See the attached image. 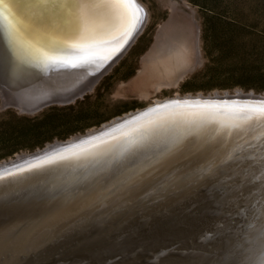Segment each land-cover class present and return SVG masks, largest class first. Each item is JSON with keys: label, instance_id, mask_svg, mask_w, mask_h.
Here are the masks:
<instances>
[{"label": "water", "instance_id": "water-1", "mask_svg": "<svg viewBox=\"0 0 264 264\" xmlns=\"http://www.w3.org/2000/svg\"><path fill=\"white\" fill-rule=\"evenodd\" d=\"M39 2L0 3V62L15 71L0 73V94L3 105L25 112L81 95L121 55L140 27L136 20L129 29L106 9L95 8L92 29L99 41L91 48L97 54L93 61L70 67L62 60L45 63L30 55L18 59L4 7L17 5L9 19L27 44L35 42L34 28L25 25L38 21L40 9L33 6ZM134 6L136 12L142 11L136 0ZM54 34L64 39L73 35ZM61 51L72 50L64 46ZM73 73L82 75L73 77L63 94L39 90L38 95H29L34 100L29 105L13 101L26 102V97H18L19 90L39 81L54 90L55 80ZM263 103L264 95L252 92L163 100L85 134L0 162V264H261L264 117L234 119L232 114ZM200 113H211L212 118ZM148 121H156L153 131L158 136L167 135L165 144L151 146L152 153L142 156L135 167L129 165L131 171L99 170L94 182L67 184L72 175L88 176L93 165L105 168L115 156L98 157L94 164L91 158L109 149L103 147L107 142ZM17 193L30 197L32 204L16 202Z\"/></svg>", "mask_w": 264, "mask_h": 264}, {"label": "rangeland", "instance_id": "rangeland-1", "mask_svg": "<svg viewBox=\"0 0 264 264\" xmlns=\"http://www.w3.org/2000/svg\"><path fill=\"white\" fill-rule=\"evenodd\" d=\"M136 1L145 16L135 37L81 95L25 112L0 94V154L36 139L68 140L157 101L264 95V0Z\"/></svg>", "mask_w": 264, "mask_h": 264}, {"label": "snow or ice", "instance_id": "snow-or-ice-1", "mask_svg": "<svg viewBox=\"0 0 264 264\" xmlns=\"http://www.w3.org/2000/svg\"><path fill=\"white\" fill-rule=\"evenodd\" d=\"M2 2L3 0H0V3ZM16 6L14 3H9L4 7V11L8 13L4 19L8 22L10 29L9 36L10 43L13 46V55L18 59H23L25 55H30L45 63L62 60L70 67L89 63L97 58V54L91 51L93 44L99 41V37L92 29L94 16L92 9H106L107 15L127 25L129 29L135 27L138 19L134 0H100L98 4H89L87 0H40L38 5L33 6L40 9L38 21L25 25L26 27L34 28L33 36L35 42L26 44L19 38V29L15 27L13 20L9 19L13 15V8ZM57 31H67L73 35L69 39H64L54 34ZM64 46H67L72 51L63 53L61 49ZM241 111L242 114L233 113L232 118L252 119L257 116L264 117V104L246 106V110ZM198 115L212 118L211 113H200ZM155 125L156 121H148L146 124L122 133V135L142 139L149 129ZM111 139H117V137H112ZM101 143L104 142L102 141ZM90 147L95 148L96 145H90ZM150 150L151 146L139 144L138 140L134 138L129 139L128 148L125 150L127 155L122 154L121 157L116 158L114 161H108V167L115 173H120L121 170L131 171L132 169L129 168V165L135 167L136 162ZM166 151H168L167 148L165 149ZM165 152H160L159 155L164 156ZM106 154V151L96 153L100 157ZM57 158L63 159L64 157L58 154ZM258 239L261 247H264V228L261 229ZM261 264H264V260L261 261Z\"/></svg>", "mask_w": 264, "mask_h": 264}, {"label": "bare ground", "instance_id": "bare-ground-1", "mask_svg": "<svg viewBox=\"0 0 264 264\" xmlns=\"http://www.w3.org/2000/svg\"><path fill=\"white\" fill-rule=\"evenodd\" d=\"M137 13V16H138V19H137V23H140L141 22V20L143 19V15H144V13L142 12V11H139V12H136ZM145 16V15H144ZM136 26V25H135ZM110 45L111 44H109L108 45V47H106V48H104L103 49V51H102V53L103 52H105L109 47H110ZM107 52V51H106ZM115 60V59H114ZM113 60V61H114ZM2 63L3 62H0V73L2 74V70H3V73L5 74V70L7 71V73L8 72H15L12 68L10 69V67H5L4 65L2 66ZM112 64V63H111ZM111 65H107V67H106V69H108L109 67H110ZM2 67H3V69H2ZM7 75V74H6ZM82 74L81 73H76V74H70V75H63V76H61L60 78H58L57 80H55V81H57L54 85H55V87H53L52 89H54V90H51V88H49V86H46V84H45V82H40L39 81V83L40 84H35L34 86H31L30 88H27V89H25V90H19L18 92H20L19 94H17L18 95V97L20 98V95L22 96V97H26L27 99H24V98H22V99H24V100H26V102H21V101H18L17 99H15L14 97V99H13V101L15 102V103H17L19 106L21 105H29V103H30V101H34V100H31V98H30V96H32V94H34V93H36L35 95H38L37 93H39V92H37V91H39V90H43V91H45V93L44 94H51L52 92H54L55 94L56 93H59V94H63V93H65V92H63L65 89H67V88H69V87H71V85L73 84V83H71L72 81H74V80H72L71 81V79L74 77L75 79H76V77L78 76H81ZM84 76L86 75L87 76V74H83ZM100 76V75H99ZM98 76V77H99ZM97 77V76H96ZM98 77L96 78V79H94V82L98 79ZM7 78V77H6ZM9 78V77H8ZM7 78V79H8ZM60 80V81H59ZM69 81V82H66V81ZM0 81H2V80H0ZM37 82V81H36ZM92 84H94V83H92ZM92 84L89 86V88L92 86ZM36 87H37V89H36ZM88 87V86H87ZM86 87V88H87ZM48 89L49 90H51V92H49L48 91ZM56 89V90H55ZM18 90V89H17ZM48 91V92H47ZM57 91V92H56ZM41 92V91H40ZM30 95V96H29ZM237 96V95H236ZM238 96H240V95H238ZM11 97V96H10ZM186 97H189V96H186ZM221 97H228V96H221ZM176 98H179V97H176ZM6 99H7V101L8 102H11V100L9 99V97L6 95ZM199 101H201V100H198V102ZM244 102H246L245 100H243ZM157 103H159V101H157ZM264 104V103H263ZM202 105V104H201ZM255 105V104H254ZM133 112H131V113H129V114H126V115H124L123 117H126V116H129L130 114H132ZM117 121V120H116ZM154 127H156V126H154ZM154 127H152V128H150L149 129V131L147 132V134L146 135H144L143 136V138L141 139V138H139V137H133L134 139H137L138 140V143L139 144H142V145H146V146H152L153 148H159V147H161L162 146V143L163 144H165L163 141H165L166 139H165V137L167 136V135H164V136H158L157 135V133H154V131H153V129H154ZM133 138H130V137H122L121 139H117V140H112V141H109V142H107L103 147H108L109 149H102L100 152H103V151H106V155H104V156H115V158H114V160L116 159V158H119V157H121V155L122 154H124V155H127V152L125 151L127 148H128V141H129V139H133ZM108 145V146H107ZM149 153H152V149L150 150V151H148ZM148 152H146L145 154H147ZM98 157H100V156H94V157H92L91 158V163L92 164H94L96 161V158H98ZM92 160L93 161H95V162H92ZM113 160V161H114ZM139 161H137L136 163H138ZM100 166H101V164L99 165V167H94V165H93V168H91L90 170H88L86 173H87V175L88 176H86V177H82L81 175L78 177V178H74V175H72L73 176V178H71V179H67V184H72V185H80V184H83V183H89V182H94L95 180H93V181H91L92 180V178H94V177H97L98 175H99V170L100 171H106V170H111L109 167H108V165L105 167V168H103V169H100ZM55 171H59L58 169H56ZM52 173V172H51ZM76 174V173H75ZM82 177V178H81ZM82 179H84V180H82ZM110 181H108L107 183H109ZM107 183H105V184H107ZM15 198L17 199V201L16 202H18V203H26V205H29V204H32V199L30 198V197H26V198H23L21 195H19L18 193L16 194V196H15Z\"/></svg>", "mask_w": 264, "mask_h": 264}, {"label": "trees", "instance_id": "trees-1", "mask_svg": "<svg viewBox=\"0 0 264 264\" xmlns=\"http://www.w3.org/2000/svg\"><path fill=\"white\" fill-rule=\"evenodd\" d=\"M37 128H34V132L36 134H41L43 133L41 131V129L39 130H36ZM60 138H65V137H60ZM51 138H44V139H36V141H33V142H30L28 144H20V145H16L14 148H10L8 150H6L5 152H2L0 154V159H4V158H7L9 156H12L13 154H15L16 152L18 151H21V150H29V151H33L35 150L36 148H42L44 146V143L46 141H50ZM18 144V143H17Z\"/></svg>", "mask_w": 264, "mask_h": 264}]
</instances>
